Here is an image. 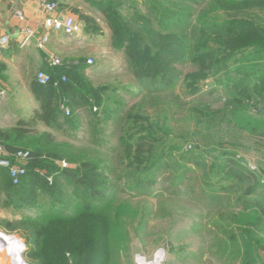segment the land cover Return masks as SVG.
I'll return each instance as SVG.
<instances>
[{
    "label": "trees",
    "instance_id": "trees-1",
    "mask_svg": "<svg viewBox=\"0 0 264 264\" xmlns=\"http://www.w3.org/2000/svg\"><path fill=\"white\" fill-rule=\"evenodd\" d=\"M81 1L104 17L114 45L124 49L136 87L153 102L142 98L122 111L125 100L117 93L120 89L93 84L83 57L61 58L60 66L41 69L50 81L32 83L38 109L30 119L0 128V144L10 158L18 151L28 153L17 162L26 173L16 185L0 167V207L23 213L17 226L9 221L3 225L7 231H23L26 264H112L113 232L126 225L120 209L128 208L135 216L141 211L140 229L154 210L147 204L133 209V195H152L147 188L154 176L171 169L172 189L180 188L186 173L203 171L189 176L198 187L182 186L196 199L212 203L208 231L224 264L235 258L241 264H264L260 251L264 249V180L258 169L236 158L238 147H254L264 134L259 132L264 129V0H203L202 8L189 4L173 8L174 0ZM123 7L129 10L127 18L121 14ZM72 11L84 22L86 34L101 33L94 17L75 7ZM184 64L194 66L182 76L188 92L199 91L206 78H213L225 93L221 108L212 109L208 103L190 107L194 134L201 139L188 147L173 140L165 143L173 137L166 122L169 110L153 122L143 107L175 105L169 96H161L173 93L183 74L179 66ZM128 93L134 97L139 92ZM61 106L69 108L68 116ZM254 107L258 112H253ZM84 109L94 127L113 117L123 120L116 148L107 140L95 142L119 154L117 178L130 194L124 199L116 197L112 168L104 158L76 155L73 146L58 145L51 132L75 130ZM40 123L48 130L39 132ZM60 161L66 162L64 168ZM29 211L34 216L25 214Z\"/></svg>",
    "mask_w": 264,
    "mask_h": 264
},
{
    "label": "rangeland",
    "instance_id": "rangeland-1",
    "mask_svg": "<svg viewBox=\"0 0 264 264\" xmlns=\"http://www.w3.org/2000/svg\"><path fill=\"white\" fill-rule=\"evenodd\" d=\"M76 2V7L81 12L94 17L98 21L101 27V33L86 34L83 29L80 37L77 39L69 37L68 42L62 47V56L64 58L83 57L86 60L91 58L93 63L86 66V75L95 85H108L113 88L118 87L120 90L117 93L122 95L125 100L122 111L128 110L134 104L141 103L142 98H148L145 99L148 103L153 102L152 97L149 98V95L143 91H139L136 87V81L129 71L124 49L114 45L111 31L104 17L87 3L81 0ZM173 2L175 6L169 4L173 8L185 6L186 4L192 5L193 7H198L199 5V8L203 7V0H196V2L186 0L183 3L181 0H174ZM141 8L144 11V7L141 6ZM121 14L127 18L129 10L123 7L121 8ZM75 17L78 22L84 24L78 18L77 14H75ZM179 68L183 74H181V80L175 86L173 93H167L161 96L162 98L169 96L171 100L175 101V105L167 109V104L162 102L155 109L149 106L143 107L145 113L150 116L153 122L161 119L163 112L169 110L167 112L166 122H168L167 124L171 129L173 137H170L165 143L172 142L171 140H173L188 147L194 140L199 141L201 139L200 134H194L197 128L193 117H191L192 112L189 111L190 107L194 104L208 103L212 109L221 108L225 104V93L223 92V87L215 83L213 78H206L199 91L195 93L188 92V88L184 81H182V76L192 71L194 66L184 64L180 65ZM122 85L127 88L122 89ZM129 90L136 94L139 93L133 97L131 93H128ZM16 102L11 99L3 106L2 112H0V121H4L2 125L15 126L19 120L30 119V116H19L22 113V108ZM121 112L120 114H122ZM253 112H258V109L254 107ZM79 115L80 123L75 130H51L55 136L56 143L64 146L70 145L71 148L73 146L72 153L76 155L80 153L87 155L97 154V156L104 158L112 168L110 176L113 177L117 185L114 186L116 197L118 199L128 197L130 194H128L129 191L124 189V181L118 179L116 174L121 172L119 165L122 163H119V154L117 155L113 150H109L108 148L110 147H99V142H95V139L100 142L107 140L110 143L109 146L116 148L118 145L120 126L123 120L117 121L113 117L106 124L103 125V123H100L97 127H94V121H90L91 117L85 109L80 110ZM96 128H98V131L94 130ZM45 129L46 127H43L42 124H38L39 132ZM259 132H264V129H261ZM258 137H260L259 140L262 143L259 142L254 147H238L236 158L241 157L246 166L251 169H258L261 173V178L264 180V134ZM186 165L195 169L193 162L187 161ZM171 172L173 173L172 169L169 172L157 173L154 176L153 182L149 183L147 188L152 195H133L131 201L133 209H138L139 205L147 204L149 208L154 210V213H150L145 217L140 229L137 228V221L142 215L141 211L135 216L133 215L134 213L131 214L127 210L128 208L120 209V214L123 213L121 217L125 218L123 220L126 225H118L115 228L116 231L113 232L114 262L112 264H224L216 254L215 247L211 246L215 243V239L212 240L214 237L213 233L208 231L210 226L209 222H211L210 214L214 213L212 203H207L203 199L199 200L201 197L196 199V196L192 195L190 190H188L189 193H186L187 190L182 186L183 184L189 183L191 186L196 184L195 187H198L199 184L194 183V181L192 182L189 176H200L203 171L194 172L193 170L186 173L184 182L180 185V188L182 187L183 189L179 187L172 189ZM178 188L181 192H178ZM195 192H197L196 189ZM218 192L223 194L222 191ZM33 212L29 211L25 214L34 216ZM22 215L23 213L21 211L0 207V234L6 237L13 236L17 240L19 239L18 250L22 247L21 242L24 243L23 231L21 229L7 231L4 228L3 222L9 221L17 226L20 219L23 218L21 217ZM127 215L130 217L129 220L127 219ZM9 238L17 243L14 238ZM0 249H4L3 254L5 255L10 250L5 244ZM260 251H263L264 254V249L260 248ZM6 256L10 258L9 255ZM0 257L3 256L0 254ZM21 258L25 261L23 255ZM231 264H241V262L238 258H235L231 261Z\"/></svg>",
    "mask_w": 264,
    "mask_h": 264
},
{
    "label": "crops",
    "instance_id": "crops-1",
    "mask_svg": "<svg viewBox=\"0 0 264 264\" xmlns=\"http://www.w3.org/2000/svg\"><path fill=\"white\" fill-rule=\"evenodd\" d=\"M53 1L58 5L54 15L59 19L66 15L75 17L72 8H78L76 1L80 0ZM17 12H22V19L18 17ZM48 15L35 0H0V37L6 35L9 38L0 55V112L8 100L12 99L22 108L19 116H31L39 107L31 90L36 73L46 66V57L49 54L64 58L62 47L69 37L62 31L47 29L44 26V19ZM24 26L32 28L35 33V42L27 47H23L21 42V29ZM42 35L48 36L45 50H40L36 45V38ZM3 122L0 121V128L12 127L2 125ZM42 126L45 127L44 124ZM6 255L3 254L0 261L10 264L11 259Z\"/></svg>",
    "mask_w": 264,
    "mask_h": 264
},
{
    "label": "built area",
    "instance_id": "built-area-1",
    "mask_svg": "<svg viewBox=\"0 0 264 264\" xmlns=\"http://www.w3.org/2000/svg\"><path fill=\"white\" fill-rule=\"evenodd\" d=\"M35 2L49 15L44 19V26L47 29H54L56 31H62L64 34H66L68 37L77 39L80 37L82 30L84 29L85 25L81 22H78L76 18L72 15H66L62 19H59L57 16L54 15V13L58 9V5L53 0H35ZM17 15L20 19H22V12H17ZM35 36L34 30L28 26H24L21 29V42L22 44L28 39ZM9 38L5 35L0 37V55L2 52V49L4 46L8 43ZM48 41L47 35L38 36L36 38V45L40 50H45L46 44ZM87 65L93 63V60L91 58H88L86 60ZM62 64V59L59 56L49 54L46 57V65L50 67L60 66ZM35 79L37 83L39 84H46L50 81V75L46 73L45 71L39 70L36 73ZM62 81L65 80L64 77L61 78ZM54 85L57 84V81L53 82ZM61 109L63 111V114L65 116H68L70 114V110L66 106H61ZM28 153L23 151H18L13 153V157L10 158L8 154L5 152V149L2 144H0V167L6 169L10 179L12 180L13 184H18L19 180L22 176L26 173V168L19 163H17L19 160H25ZM59 166L61 168H64L66 166L65 161H60ZM50 181V179H49ZM11 238H14L13 236H9ZM19 240V239H18ZM20 241V240H19ZM22 247L19 249L18 252V259L20 264H26V262L21 258L22 253L25 250V245L23 242ZM16 252V253H17ZM10 256V259L14 258L15 252L14 250L10 249L6 253ZM13 260V259H12Z\"/></svg>",
    "mask_w": 264,
    "mask_h": 264
},
{
    "label": "bare ground",
    "instance_id": "bare-ground-1",
    "mask_svg": "<svg viewBox=\"0 0 264 264\" xmlns=\"http://www.w3.org/2000/svg\"><path fill=\"white\" fill-rule=\"evenodd\" d=\"M3 244H5V246L9 247L10 249L14 250V252H15V255H14L15 259L12 258L13 260L12 259L10 260V264H15V263L19 264L18 258H17V253H16L17 250L15 251V249H17V247H18V244L13 239H10L9 237H6V236H3L2 234H0V247H2ZM0 252H1L0 254L3 255L4 249H0ZM0 264H4V263L0 261Z\"/></svg>",
    "mask_w": 264,
    "mask_h": 264
},
{
    "label": "water",
    "instance_id": "water-1",
    "mask_svg": "<svg viewBox=\"0 0 264 264\" xmlns=\"http://www.w3.org/2000/svg\"><path fill=\"white\" fill-rule=\"evenodd\" d=\"M35 42V40H34V38L32 37V38H28L23 44H22V46L23 47H27L30 43H34Z\"/></svg>",
    "mask_w": 264,
    "mask_h": 264
}]
</instances>
